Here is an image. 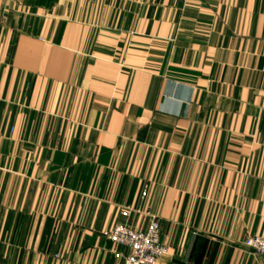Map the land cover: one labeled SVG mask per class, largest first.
<instances>
[{"label":"crops","instance_id":"obj_1","mask_svg":"<svg viewBox=\"0 0 264 264\" xmlns=\"http://www.w3.org/2000/svg\"><path fill=\"white\" fill-rule=\"evenodd\" d=\"M152 218L157 264H264V0H0V264Z\"/></svg>","mask_w":264,"mask_h":264},{"label":"built area","instance_id":"obj_2","mask_svg":"<svg viewBox=\"0 0 264 264\" xmlns=\"http://www.w3.org/2000/svg\"><path fill=\"white\" fill-rule=\"evenodd\" d=\"M121 217L127 218L128 212L121 213ZM105 237L112 245L127 250L124 256L114 254V258L121 260V264H157L167 254L166 247L160 242L159 223L155 218L151 219L144 232L125 225H116L105 234ZM242 247L251 255L264 258V237L248 236Z\"/></svg>","mask_w":264,"mask_h":264}]
</instances>
